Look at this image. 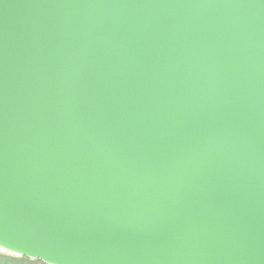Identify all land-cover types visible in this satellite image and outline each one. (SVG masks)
<instances>
[{"label": "water", "instance_id": "water-1", "mask_svg": "<svg viewBox=\"0 0 264 264\" xmlns=\"http://www.w3.org/2000/svg\"><path fill=\"white\" fill-rule=\"evenodd\" d=\"M0 251L264 264V0H0Z\"/></svg>", "mask_w": 264, "mask_h": 264}, {"label": "rangeland", "instance_id": "rangeland-1", "mask_svg": "<svg viewBox=\"0 0 264 264\" xmlns=\"http://www.w3.org/2000/svg\"><path fill=\"white\" fill-rule=\"evenodd\" d=\"M0 256H1L0 259L8 258L7 260H10L7 261L8 264H41L38 260H30V259L28 260L25 257L13 256L1 251H0ZM5 264L7 263L5 262Z\"/></svg>", "mask_w": 264, "mask_h": 264}, {"label": "trees", "instance_id": "trees-1", "mask_svg": "<svg viewBox=\"0 0 264 264\" xmlns=\"http://www.w3.org/2000/svg\"><path fill=\"white\" fill-rule=\"evenodd\" d=\"M1 257V256H0ZM8 258H2V259H0V264H5V262L8 264V262L7 261H10V260H7ZM26 259H28V258H26ZM29 260V259H28ZM41 264H44L42 261H40V260H38Z\"/></svg>", "mask_w": 264, "mask_h": 264}, {"label": "flooded vegetation", "instance_id": "flooded-vegetation-1", "mask_svg": "<svg viewBox=\"0 0 264 264\" xmlns=\"http://www.w3.org/2000/svg\"><path fill=\"white\" fill-rule=\"evenodd\" d=\"M26 258V257H25Z\"/></svg>", "mask_w": 264, "mask_h": 264}]
</instances>
